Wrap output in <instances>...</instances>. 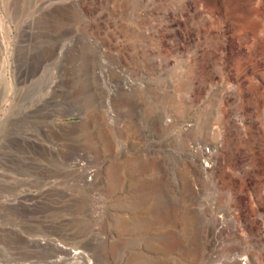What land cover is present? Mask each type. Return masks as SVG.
Returning a JSON list of instances; mask_svg holds the SVG:
<instances>
[{
  "label": "rangeland",
  "instance_id": "1",
  "mask_svg": "<svg viewBox=\"0 0 264 264\" xmlns=\"http://www.w3.org/2000/svg\"><path fill=\"white\" fill-rule=\"evenodd\" d=\"M0 264H264V0H0Z\"/></svg>",
  "mask_w": 264,
  "mask_h": 264
},
{
  "label": "bare ground",
  "instance_id": "2",
  "mask_svg": "<svg viewBox=\"0 0 264 264\" xmlns=\"http://www.w3.org/2000/svg\"><path fill=\"white\" fill-rule=\"evenodd\" d=\"M49 244V243H48Z\"/></svg>",
  "mask_w": 264,
  "mask_h": 264
}]
</instances>
